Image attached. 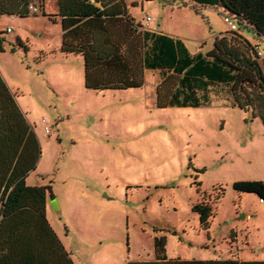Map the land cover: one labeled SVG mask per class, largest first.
Wrapping results in <instances>:
<instances>
[{
	"label": "rangeland",
	"instance_id": "rangeland-1",
	"mask_svg": "<svg viewBox=\"0 0 264 264\" xmlns=\"http://www.w3.org/2000/svg\"><path fill=\"white\" fill-rule=\"evenodd\" d=\"M129 1L135 21L147 13L150 27L181 33L189 47L210 33L190 0ZM55 10L42 0L44 14H0V74L39 142L25 179L49 185L56 205L46 192L45 216L72 263L152 258L158 234L167 257L264 258V200L231 185L264 180L260 119L229 99L156 106L149 75L139 87H85L82 57L58 49L59 22L45 15ZM219 18L213 31L228 30ZM197 201L212 211L205 229L191 210Z\"/></svg>",
	"mask_w": 264,
	"mask_h": 264
},
{
	"label": "trees",
	"instance_id": "trees-1",
	"mask_svg": "<svg viewBox=\"0 0 264 264\" xmlns=\"http://www.w3.org/2000/svg\"><path fill=\"white\" fill-rule=\"evenodd\" d=\"M28 1L0 0V14L24 16L31 12ZM193 1L214 4L235 23V28L214 37L205 52L190 53L179 39L144 28L128 13L125 0H55L56 10L45 15L59 22V51L82 57L85 87H137L142 83V65L171 66L181 74H167L164 81L172 83L176 79L177 88L187 86L186 90L180 93L175 87L171 93H161L169 87L156 86V106L165 104L162 97L167 94L172 102L174 95L180 96V104L197 105L200 102L191 86L206 87L207 78L221 80L226 82L225 93L231 105L248 110L250 117L258 116L264 125V49L241 31L250 30L264 40V0ZM39 2L44 14L42 0ZM2 41L0 36V50ZM15 41L26 48L18 37ZM9 48L12 50L13 46ZM38 155L37 135L0 74V264H73L45 216L46 192L51 197L49 185L28 183L25 179ZM231 185L264 200L262 179H238ZM191 210L197 213L199 226L207 228L212 214L210 205L197 201ZM164 243L163 234L153 235L154 256L128 259L124 264H264V259L167 257Z\"/></svg>",
	"mask_w": 264,
	"mask_h": 264
},
{
	"label": "crops",
	"instance_id": "crops-1",
	"mask_svg": "<svg viewBox=\"0 0 264 264\" xmlns=\"http://www.w3.org/2000/svg\"><path fill=\"white\" fill-rule=\"evenodd\" d=\"M190 1L193 3L192 8H193L194 14L197 16L199 15L198 17L203 20L205 25H207V29L210 31V33H208L206 35H203V36L198 35L196 37L191 38L194 40H200V44H195L193 42L192 47H189L187 39H190V38H187L186 36L182 35L181 33H177L176 31H173V30H171L169 28H165V27H163L164 29H158L156 27L155 28L150 27V22L152 20V17L147 13H145V14H147L151 17L149 22L146 25L143 24V20L138 21V22L141 23L142 26L146 29L152 28L155 32H160V33L168 35L169 37L172 38V40L179 39L184 44V46L187 48L188 52H190V53H194L196 51L205 52L206 50H208L212 46V41H213L214 37L219 36L220 34L224 33V30L221 31L220 29H218L217 31H213L214 28H218L217 22L219 21L218 19H220L219 17H220V15L222 16V14L220 13V10L218 9V7H216L214 4L198 3V2H195L193 0H190ZM135 2H136V0L134 1V3ZM134 21H135V19H134ZM167 74L177 76V75H180L181 72L178 73L176 71H173L171 66L150 67V66L142 65V69H141L142 83H141V85L145 82L146 76L149 75L150 76L149 89H150V92L153 96L154 103H155V95H156L155 94L156 86L162 85L163 87H165V86L169 87L168 90H161L162 91L161 93H165V92L171 93L172 90L175 89V87L177 90H180V93H182V91L186 90L187 86H185V87L183 86L181 89L177 88L176 79H173L172 83H169L168 80H167V82H166V80L164 81L163 78ZM207 81L208 82H207L206 87L197 88L193 85L191 86L195 90L196 99H198V101L200 102L197 105L209 104L215 100L219 101V100H224V99H229L231 102L230 97L227 95V93H225V91H226V82L225 81H221V80L217 81V80L208 79V78H207ZM141 85H139V86H141ZM139 86H137V87H139ZM164 89H166V88H164ZM162 99L165 102V104L163 106H166V105H192L189 102L181 103V104L179 102H177L180 99V96H174L173 95L171 97V100L173 99V102L168 100V99H170L169 94H167L165 97L163 96ZM190 99H193V97H191ZM202 102H204V103H202ZM155 105H156V103H155ZM253 117H258V116H253ZM229 258H237L238 260H250V259L260 260V259H264V258H255V257H246V256L238 257L237 255H234V256L229 257Z\"/></svg>",
	"mask_w": 264,
	"mask_h": 264
},
{
	"label": "built area",
	"instance_id": "built-area-1",
	"mask_svg": "<svg viewBox=\"0 0 264 264\" xmlns=\"http://www.w3.org/2000/svg\"><path fill=\"white\" fill-rule=\"evenodd\" d=\"M40 0H29L27 3V8L31 11V12H36L37 10H39V2ZM223 20L226 22V24L228 25L229 29H233L235 28V23L233 20L230 19V17L226 16V15H222ZM151 19V17L147 14L144 15L143 17V24H147L149 22V20ZM9 28L7 27L6 30H8ZM257 54H261L259 51H257Z\"/></svg>",
	"mask_w": 264,
	"mask_h": 264
},
{
	"label": "water",
	"instance_id": "water-1",
	"mask_svg": "<svg viewBox=\"0 0 264 264\" xmlns=\"http://www.w3.org/2000/svg\"><path fill=\"white\" fill-rule=\"evenodd\" d=\"M50 200H51V202H52L53 205H56L54 198L50 197Z\"/></svg>",
	"mask_w": 264,
	"mask_h": 264
}]
</instances>
